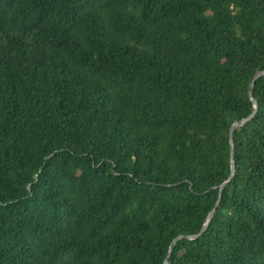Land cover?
I'll use <instances>...</instances> for the list:
<instances>
[{"label":"trees","instance_id":"16d2710c","mask_svg":"<svg viewBox=\"0 0 264 264\" xmlns=\"http://www.w3.org/2000/svg\"><path fill=\"white\" fill-rule=\"evenodd\" d=\"M264 0H0V264H264Z\"/></svg>","mask_w":264,"mask_h":264},{"label":"water","instance_id":"95a60500","mask_svg":"<svg viewBox=\"0 0 264 264\" xmlns=\"http://www.w3.org/2000/svg\"><path fill=\"white\" fill-rule=\"evenodd\" d=\"M264 75V69L262 70H259L258 72H256L254 74V76L252 77L251 81H250V84H249V89H248V93H249V97H250V100L252 101L253 103V109L252 111L244 118L238 120V121H235L231 126H230V129H229V139H230V147H231V150H230V174L228 175V177L222 181L219 185H218V198L216 200V202L214 203L213 207L211 208V210L209 211L208 215H207V218H206V221L204 222L203 226L201 227L200 231L196 234H190V235H185V234H181V235H178L176 238H174L171 243H170V246H169V251H168V256L170 255L173 247H174V244L176 242L177 239L179 238H186V239H194L196 237H198L202 232H204L208 226V224L210 223L213 215H214V211L216 209V206L218 205L219 203V200L221 198V194H222V190L224 188V186L226 185V183L228 181H230L234 175V171H235V162H234V158H233V153H234V141H233V131H234V128L237 127V126H241L243 124H245L246 122H248L249 120H251L253 118V116L255 115L257 109H258V102L256 100V98L253 96L252 94V89H253V86H254V83L256 81V79L260 76ZM164 264H168V261H165Z\"/></svg>","mask_w":264,"mask_h":264}]
</instances>
